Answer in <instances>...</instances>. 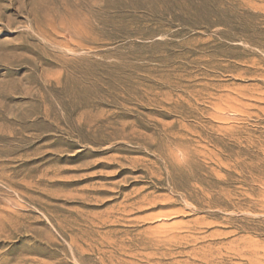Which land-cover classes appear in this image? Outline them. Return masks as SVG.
Masks as SVG:
<instances>
[{
  "label": "rangeland",
  "instance_id": "obj_1",
  "mask_svg": "<svg viewBox=\"0 0 264 264\" xmlns=\"http://www.w3.org/2000/svg\"><path fill=\"white\" fill-rule=\"evenodd\" d=\"M0 264H264V0H0Z\"/></svg>",
  "mask_w": 264,
  "mask_h": 264
}]
</instances>
